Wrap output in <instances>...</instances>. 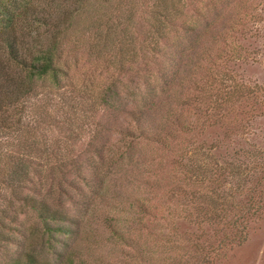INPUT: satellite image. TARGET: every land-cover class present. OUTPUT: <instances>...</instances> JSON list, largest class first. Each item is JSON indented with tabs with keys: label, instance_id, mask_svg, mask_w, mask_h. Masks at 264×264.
I'll return each mask as SVG.
<instances>
[{
	"label": "trees",
	"instance_id": "obj_1",
	"mask_svg": "<svg viewBox=\"0 0 264 264\" xmlns=\"http://www.w3.org/2000/svg\"><path fill=\"white\" fill-rule=\"evenodd\" d=\"M178 1L0 0V264H158L163 258L159 250L167 247L162 242L168 243L172 237L166 234L168 237L163 235L162 239L161 234L162 222L174 212L169 210L167 196L172 198L184 171L182 181L186 186L206 190L208 186L207 193L199 190L198 196L192 190L185 191L186 195L189 192L196 220L228 229L215 248L201 227L198 237L190 233L180 237L199 256L200 264L209 263L214 249L244 241L246 222L263 215V154L249 165L248 177L244 178L243 172L241 176L233 165L208 152L206 163L182 153L175 157L178 153L174 144L168 145V139L175 136L176 126L185 132L181 114L188 109L185 102L173 99L176 91L151 92L114 80L101 88L95 98L102 107L122 111L127 104H135L127 111L132 124L121 128L124 140L117 154L108 152L101 142L95 146L89 141L83 153L93 156L68 162L72 151L58 144L66 139L56 138V148L40 144V137L45 138L41 129L81 133L80 123L79 130L74 127L83 118L78 109L87 108L85 112L89 113L97 104L81 103L77 98L85 97L84 91L66 86L67 58L63 53L67 42L81 37L98 57H103L101 52L104 56L112 52L114 58L107 66L112 72L122 71L136 55L134 18H151L145 22L149 41L141 42L151 47L179 13ZM231 1L212 4L207 14L185 24L183 35L174 40L175 52L168 55L172 68L163 70L162 84L167 89L176 84L182 88L188 82L183 83L189 79L188 73L200 67V59L210 61L205 46L190 53L187 47L195 46L205 30L214 27L218 31L224 26L223 9H237L228 5ZM113 21L118 23L114 25ZM194 57L197 60L191 62ZM225 76L217 79L210 74L202 93L201 103L211 107V115L220 116L226 105L240 104L244 98L264 92L235 80L234 74L226 72ZM206 111L205 116L210 117ZM175 144L181 143L178 140ZM159 149L161 153L154 162ZM181 149L186 152L185 145ZM165 152L173 158L172 169L166 165L168 159L161 156ZM234 155L237 161L238 153ZM135 157L140 159L141 171L134 167ZM122 161L128 165L120 168L125 169L123 183L127 187L117 189L108 173L112 174ZM159 172L163 176L158 180L145 175ZM46 178H50V189L41 195L35 187ZM180 195L186 205V196ZM153 198L160 201L158 207L151 205ZM237 201L239 204H233ZM100 203L109 207L107 213ZM26 211L33 218L24 225L19 215ZM201 236L209 243L195 240ZM99 248L106 249L100 252Z\"/></svg>",
	"mask_w": 264,
	"mask_h": 264
},
{
	"label": "rangeland",
	"instance_id": "obj_2",
	"mask_svg": "<svg viewBox=\"0 0 264 264\" xmlns=\"http://www.w3.org/2000/svg\"><path fill=\"white\" fill-rule=\"evenodd\" d=\"M218 2L221 0H179L177 6L180 11L176 14L174 21L167 25L168 31L162 32L163 37L156 39L157 48H153L155 44L151 47L148 43L145 46L141 44L142 40L149 41L150 31L145 22L149 23L151 18H134L132 31L133 37H135L136 55L134 59L126 63L122 71L112 72L111 67L107 66L108 61L114 58L115 54L109 51L105 53V57L101 52L103 57H98L90 51V46L86 40L82 41L81 37H73V40L65 45L66 49L63 53V57L67 58L65 65L67 77L64 80H66L68 88L75 87L84 91L83 94L86 96L83 98L79 96L77 99L86 105L93 103V101L97 103L98 99L95 96L98 95L102 87L110 85L113 80L151 92L164 90L167 94L176 91V97L173 99H180L181 102H185L184 105L188 109H185L181 114L185 124L183 127L186 129L185 132L182 131L181 127L176 126L175 136L168 139V145L174 144V151L178 153L175 157L182 153L191 159H197L200 163H206L208 152L213 158L233 165L232 167L236 168L241 176L243 172L242 178H244L249 165L254 163L259 155L263 154L264 156V92L262 95H255L257 96L255 98H244L240 104L226 105L225 109L220 110V116L211 115V107L208 108L207 103L202 104L201 100L210 74H215V78L219 79L221 76H225L227 72V74H234L235 80L237 79L249 87L264 89V0H232L228 5L235 6L237 9H232V12L227 7L223 9L221 17L224 18V26H219L218 31L214 27L205 30L195 46L187 47L190 53L197 50L198 46H205V51L210 54V61L209 59L208 61L198 59L200 67H196L197 71L191 70L190 74L188 73L189 79L183 83L188 82L182 88H180L181 85L176 84L167 89L166 85L162 84L164 68H172L168 55L175 52V38L183 35L186 23L193 22L201 15L207 14L212 4ZM183 22L185 23L183 24ZM117 23V21H113L114 25ZM87 33H85V37L91 39ZM117 34L119 33L117 32ZM195 58L197 57L190 61H196ZM228 58H230L229 61H227ZM105 59L107 61H104ZM228 76L226 75L224 78ZM134 106V103H129L124 110L116 111L102 107L97 103L89 113L85 112L87 108L78 109V113L82 112L83 118L78 120L74 127L79 130L78 125L80 123L81 133L78 135L66 133V131L61 133L63 128L61 130L53 129L54 131L51 133L46 129H41L40 134L44 135L45 138L40 137V144L56 148L59 147V145L54 144L56 138L66 139L67 141L58 144L72 151L68 162L72 159L82 161L92 157L93 155L86 156L83 153L89 147V141L95 146L101 142L108 152L116 151L117 154L124 140L121 138V128L127 127L129 123L132 124L127 116V111ZM205 108L209 110L206 113L211 115L210 117L205 116ZM64 134L65 136H62ZM178 140L181 144H175ZM184 145L186 152H182L183 149H181L184 148ZM159 153L161 150H156L154 162H156V157L159 158ZM235 153H238L237 161L233 159L236 156ZM161 156L165 161L168 159L166 165L172 169L170 162L173 158L169 159L166 152ZM135 161L136 166H133L141 171L140 159L135 157ZM94 162L97 163V161ZM125 165L127 164L122 161L113 168L112 174L108 173L109 177L114 178L117 189L127 187V183H123L124 177H126L125 169L120 170ZM149 167L150 165L147 168ZM175 171L180 173V170ZM185 174L186 171L180 173L178 186L174 187L172 198L170 194L167 196L171 206L169 210H174V212H171L167 222H162L163 232L161 234L162 239L163 235L166 234H171L172 237L168 243L162 242L167 247L159 250L158 255L163 258L158 264H200L199 256L188 244L183 243L184 241L180 237L189 233L193 237L195 235L198 237L201 227L204 233L209 235L212 247L215 248L219 244V240L222 239L223 233L228 230L226 227L222 229L219 225L213 226L203 223L199 218L196 220L192 212L189 192L186 195L185 191L192 190L195 192V196H198L199 190L206 194L208 186L207 190L206 187L186 186L185 182L182 181ZM145 175H148L150 179L156 178L157 180L163 176L160 172L155 175L151 173ZM116 177H119L120 180H117ZM73 179L75 183L78 182L75 177ZM35 188L41 195H44L50 189V178L43 179ZM180 193L186 196V205L183 204ZM150 203L158 207L160 201L153 198ZM100 204L103 212L107 213L106 210L109 207L103 203ZM233 204L239 203L237 201ZM17 206L18 203H15L14 207L17 208ZM32 218L33 215L28 211L19 215V221L24 225L30 223ZM245 226L244 241L239 244L230 242L223 247L221 246L218 251L214 249V252L208 257V264H264V213L258 219H249ZM167 237L166 235L165 238ZM178 239L182 242H177ZM195 240L209 243V239L205 236ZM106 248H99V251L101 252L102 249L104 251Z\"/></svg>",
	"mask_w": 264,
	"mask_h": 264
}]
</instances>
